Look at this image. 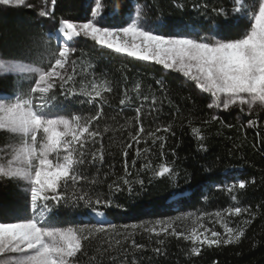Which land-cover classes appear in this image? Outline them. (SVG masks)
Here are the masks:
<instances>
[{
	"label": "snow or ice",
	"instance_id": "1",
	"mask_svg": "<svg viewBox=\"0 0 264 264\" xmlns=\"http://www.w3.org/2000/svg\"><path fill=\"white\" fill-rule=\"evenodd\" d=\"M57 2L39 0L38 21L46 18L53 24L39 42L33 40L32 46L21 48L12 58L0 54V78L14 77L13 90L0 92V184L7 182L18 193L10 210L11 222H0V264H159V258L168 257L170 237L190 243L184 252L189 259L199 257L205 247L238 245L245 226L257 215L251 206L214 213L198 210L123 225L111 221L110 214L128 210L115 199L117 193L126 192L131 199L147 191L151 180L146 184L138 178L141 173L152 172L175 184V162L164 161L154 168L150 159L153 145H158L156 150L163 157L167 136L161 133L175 135L172 123L153 130L163 104H172V100L163 78L155 81L159 97L153 92L143 94L139 80L130 92L124 86L126 75L122 74L123 83L109 78L107 72L97 76L95 65H82L73 58L78 49L70 45L79 39L90 40L101 50L161 65L165 73L182 74L201 94H209L208 109H238L247 116L258 115L264 110V0H227L228 7L193 4L205 19L224 23H211L203 32L195 25L177 26L173 33L161 32L159 27L146 29L148 15L138 3L126 26H102L108 18L102 0H91L86 22L58 18ZM0 5L34 8L27 0H0ZM156 19L160 21L162 16ZM238 21L243 22L242 27ZM236 29L239 32L231 35ZM69 100L81 110L60 114L63 102ZM128 110L133 112L130 117L124 115ZM146 119L152 122L148 127ZM212 122L224 124L216 115L202 123L207 126ZM187 124L198 150L207 152L202 128L193 126L192 119ZM257 125L258 120H248L247 126ZM113 147L120 150L121 175L110 162L115 160ZM130 150L134 153L131 161ZM138 161L141 165L133 179L130 168H136ZM250 183L255 184V179L221 182L214 187L238 203L237 193ZM184 198V193L170 197L173 204ZM63 214L87 219L57 226ZM243 214L251 219L242 220L236 228L222 223L223 232L202 223L209 216L219 222L225 215ZM185 220L192 226L177 231L178 222ZM138 236L149 243H137ZM147 252L152 255H145Z\"/></svg>",
	"mask_w": 264,
	"mask_h": 264
},
{
	"label": "trees",
	"instance_id": "2",
	"mask_svg": "<svg viewBox=\"0 0 264 264\" xmlns=\"http://www.w3.org/2000/svg\"><path fill=\"white\" fill-rule=\"evenodd\" d=\"M89 2L90 0H58L55 14L58 18L86 22L90 18ZM27 3L34 5V8L0 5V54L5 58H12L21 48L32 46L33 40L39 42L42 33L53 27L52 22L46 18L38 21L36 13L39 0H27ZM102 3L104 15L108 17L103 21L102 26H125L129 20L128 15L138 3L144 6L148 15L147 21L151 22L155 28L159 27L161 32L167 33H173V29L177 26L184 25H195L203 32L208 31L211 23H224L223 20L205 19L193 8V4L229 6L227 0H179L183 7L178 6L177 0H102ZM113 9H115L114 15ZM157 16H162V19L158 21ZM238 23L241 27L243 26L242 21ZM183 30L187 32L186 28ZM238 32L239 29H236L230 34L236 35ZM70 46L78 49L73 58L80 60L82 65H95L97 76L107 72L110 74L109 78L121 80L123 83L122 74L126 75L127 83L124 86L128 87L130 92L132 85L139 80L143 94L153 92L159 97L160 93L155 81L163 78L169 88L168 96L172 100V104L167 101L163 104L159 119L153 123V130L155 126L172 123L175 135L161 133L167 136L163 157L156 150L158 145H153V154L150 159L154 168L161 162L174 161L173 167L178 173L175 184L171 179L154 176L152 172L141 173L138 178L143 179L146 184L151 180L147 191L139 198L131 199L126 192L117 193L115 199L128 210L110 214L111 221L123 225L198 210L214 213L228 207L251 206V211L257 215L255 219H252L251 224L245 226V235L238 245L219 249L205 247L199 257L189 259L184 252L191 247L190 243L170 237L167 244L168 257L167 259L159 258V264H264V110L252 116L244 115L238 109L210 110L207 108V104L211 102L209 94H201L191 82H186L182 74L172 71L165 73L161 65L138 61L111 50H101L90 40L79 39ZM52 47H55V41ZM77 67L79 68L80 64ZM79 79L77 77V81ZM13 80L12 75L0 78V92H11ZM183 97H191V99L185 100ZM117 100L112 102L116 103ZM177 106L179 113H177ZM80 110L81 106L71 100L64 101L59 109L60 114L65 115ZM84 110L87 111V108L85 107ZM124 115L130 117L133 112L128 110ZM213 115L219 116L224 124L212 122L205 126L202 123ZM188 119L193 120V126L202 128L206 137L207 152L198 150L197 142L187 124ZM249 119L258 120V125L247 126ZM121 123H123L122 120ZM149 123L152 122L146 119L145 126L148 127ZM227 124H233L235 127L228 128ZM241 125L246 127L241 128ZM0 146H2V138H0ZM140 146L144 147L143 144ZM105 147H108L107 137ZM111 151L115 153V160L110 162L115 164V173L121 175L120 150L113 147ZM133 155L134 153L130 150L129 161ZM140 165L141 161H138L136 168H130L133 173L131 178H137L136 171ZM111 179L110 177L108 183H111ZM239 179L246 181L255 179V184L250 183L245 190L237 193L238 203L231 201L228 193L214 187L221 182L230 183ZM104 190L106 191V188ZM175 193H184L186 198L181 199L178 204H173L170 197ZM17 196V190L11 184L7 182L0 184V222H11L10 210L16 203ZM205 197L208 199L205 200ZM86 219L77 215L63 214L57 226H71ZM245 219H251V217L247 214L225 215L217 222L215 216H209L202 223L207 228L223 232L222 223L227 222L229 226L236 228L241 226V221ZM191 226L188 220L178 222L176 225L177 231H186ZM137 243L148 244L149 241L146 237L138 236ZM145 255L151 256L152 253L147 252Z\"/></svg>",
	"mask_w": 264,
	"mask_h": 264
},
{
	"label": "rangeland",
	"instance_id": "3",
	"mask_svg": "<svg viewBox=\"0 0 264 264\" xmlns=\"http://www.w3.org/2000/svg\"><path fill=\"white\" fill-rule=\"evenodd\" d=\"M89 4H91V0H90ZM129 15H134V9L131 11V13ZM129 15H128V17H129ZM144 26H145L146 29H148V28H155L154 25L151 22H149V21H147L146 23H144Z\"/></svg>",
	"mask_w": 264,
	"mask_h": 264
}]
</instances>
